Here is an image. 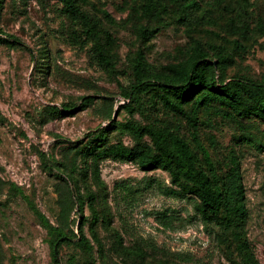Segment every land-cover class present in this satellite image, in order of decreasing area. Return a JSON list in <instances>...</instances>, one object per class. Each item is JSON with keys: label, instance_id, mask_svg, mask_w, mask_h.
Returning <instances> with one entry per match:
<instances>
[{"label": "rangeland", "instance_id": "obj_1", "mask_svg": "<svg viewBox=\"0 0 264 264\" xmlns=\"http://www.w3.org/2000/svg\"><path fill=\"white\" fill-rule=\"evenodd\" d=\"M147 1L77 0L106 33L101 39L115 60L111 69L96 63L89 40L81 46L69 41L71 21L57 0L0 4V37L8 41L0 43V264H54L47 226H60L59 195H67L72 183L83 199V231L92 250L78 245L75 205L60 264H242L231 233L202 220L193 196L167 193L178 190L167 171L101 157L112 145L135 144L129 124L178 132L200 166L195 131L219 174L228 149L236 150L248 210L244 231L264 264V152L243 140L252 133L264 141V122L224 118L205 103L193 126L163 105L156 87L135 100L124 97L135 83L138 53L161 72L185 61L194 44L209 59L230 57L227 80L263 78L264 0H196L187 10L153 0L154 9L144 13ZM143 29L152 35H140ZM88 96L93 101L79 109L80 98ZM142 142L150 144L147 136Z\"/></svg>", "mask_w": 264, "mask_h": 264}, {"label": "trees", "instance_id": "obj_2", "mask_svg": "<svg viewBox=\"0 0 264 264\" xmlns=\"http://www.w3.org/2000/svg\"><path fill=\"white\" fill-rule=\"evenodd\" d=\"M3 0H0V4ZM62 3L68 18L71 21L69 41L76 46H81L85 41L91 43L90 50L96 63L104 69H111L114 64L113 56L101 39L102 28L99 21L83 10L77 0H57ZM179 3L183 9H192L196 0H172ZM156 5L153 0H148L143 6L144 13L151 12ZM107 16V14H106ZM153 30L143 29L140 35L151 36ZM0 43H8L0 37ZM231 65L228 55H218L209 59L208 53L194 44L185 61L178 64H168L161 72L155 70L144 59L141 53L137 55L133 75L135 83L130 90L124 93L129 101L135 100L134 95L143 93L148 88L156 87L160 90L159 100L171 111L186 117L193 126L199 121L198 113L205 103V109H210L216 115L228 119L253 118L264 122V77L260 80L248 78H233L227 80V69ZM78 104L79 109H85L93 101L92 97H82ZM191 105L190 113L186 110ZM217 105V106H216ZM69 110L70 105H64ZM129 112L132 107L122 106ZM56 113L62 114L58 108ZM209 113H212L208 111ZM114 126V121L109 124ZM134 138L132 147L112 145L100 152L101 157L116 161L131 162L141 170L148 171L161 169L170 175L173 185L178 190H167L168 194L183 198L191 195L196 199L195 211L205 222H216L231 233L235 241V251L242 264H260L251 243L244 231L248 217L245 200V189L241 172V159L234 148H229L224 161V170L218 173L209 151L199 140L195 131L191 137L195 148L202 156L203 165L198 166L199 158L191 145L178 132L165 125L149 128L135 124L126 126ZM147 136L148 143L142 139ZM245 142L254 149L264 152V141L259 140L252 133H246ZM210 142L215 143L210 136ZM46 164V155H41ZM58 203L60 206L58 227H50L53 233L52 258L54 264H60L59 247L68 240L65 228L70 225L69 214L75 205H78L80 219L78 221V245L84 250H92L89 240L84 234L83 225L85 218L82 215L83 199L77 184L72 183L67 195L60 193Z\"/></svg>", "mask_w": 264, "mask_h": 264}]
</instances>
